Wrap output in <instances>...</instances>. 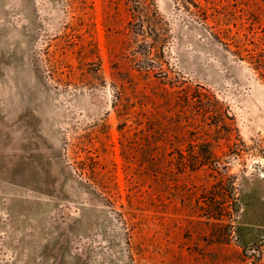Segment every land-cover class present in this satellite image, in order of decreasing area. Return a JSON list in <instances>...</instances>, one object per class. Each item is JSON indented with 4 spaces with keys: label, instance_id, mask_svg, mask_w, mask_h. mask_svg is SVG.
<instances>
[{
    "label": "rangeland",
    "instance_id": "1",
    "mask_svg": "<svg viewBox=\"0 0 264 264\" xmlns=\"http://www.w3.org/2000/svg\"><path fill=\"white\" fill-rule=\"evenodd\" d=\"M258 54L264 0H0V264H264Z\"/></svg>",
    "mask_w": 264,
    "mask_h": 264
},
{
    "label": "trees",
    "instance_id": "2",
    "mask_svg": "<svg viewBox=\"0 0 264 264\" xmlns=\"http://www.w3.org/2000/svg\"><path fill=\"white\" fill-rule=\"evenodd\" d=\"M256 55H251V58H254V65L256 66V68H260L262 67L263 69H261V76L264 77V55L261 58V55L258 54V56Z\"/></svg>",
    "mask_w": 264,
    "mask_h": 264
},
{
    "label": "flooded vegetation",
    "instance_id": "3",
    "mask_svg": "<svg viewBox=\"0 0 264 264\" xmlns=\"http://www.w3.org/2000/svg\"><path fill=\"white\" fill-rule=\"evenodd\" d=\"M248 235V233H243V237H246Z\"/></svg>",
    "mask_w": 264,
    "mask_h": 264
}]
</instances>
